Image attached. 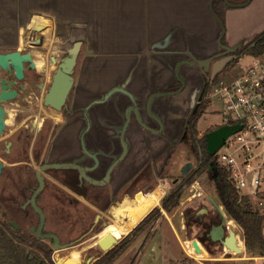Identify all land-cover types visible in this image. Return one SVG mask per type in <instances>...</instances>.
<instances>
[{
    "label": "flooded vegetation",
    "instance_id": "1",
    "mask_svg": "<svg viewBox=\"0 0 264 264\" xmlns=\"http://www.w3.org/2000/svg\"><path fill=\"white\" fill-rule=\"evenodd\" d=\"M63 30H51L50 38L44 36L41 41H35L42 51L48 46L45 40L49 41L53 52L47 56L45 53L36 55L41 59L32 54L33 61L24 62L22 80L30 75L27 85L16 77L12 67L14 75L11 78L3 76L0 89L4 80L10 89L16 91L17 97L21 93L35 94L36 90L44 93L45 97L62 63L72 59L53 47L56 40L68 37ZM77 35L80 36L76 38L88 37V23L84 31ZM222 42H225L224 37ZM83 49L84 43L80 50ZM222 52L223 49L219 48L198 53L191 44L170 50L165 48L162 53L177 55L178 58L168 63L170 75L161 74V79L165 81L162 87L155 88L146 96L144 87L130 85L132 74L129 73L121 81L119 76L112 77L106 83L103 77L96 75L102 67L101 63L93 59L88 61V57L97 55L84 53L80 59L76 58L72 72L74 82L62 109L58 111L44 104L57 115L48 121L50 125L45 124L47 121L39 125L18 121L15 130L7 129L8 132L0 136V161L3 163L0 177L4 183V195L0 198V227L4 239L25 250L39 264H59L60 251L69 254L74 246H83L93 235L98 236L105 223L110 222L114 207L154 189V182L171 180L172 190L181 189L185 177L193 170H196L195 174L204 170L215 181L217 168L211 160L205 137L208 130L202 135L197 130L198 122L208 109L215 81L228 66L212 79L214 63L225 56L216 55ZM236 54L239 55L238 52ZM209 58H212L208 62L209 70L205 71L197 60ZM180 61L193 62V65L184 63L177 76L175 67ZM180 78L184 79L185 86L176 93L183 85ZM191 78L198 83V91L188 99L179 98L187 91ZM156 92L175 93L154 99L151 110L158 118L151 116L147 109L150 96ZM187 101L185 114L182 112L180 115ZM129 106L133 107L130 120L123 128ZM134 107L138 108L147 127L138 121ZM173 110L178 112V116L171 118L169 113ZM204 137L206 147L200 141ZM184 147L197 159V164L191 161L179 164ZM201 157L203 160H200ZM63 163L70 165L42 169L45 164ZM162 189L164 203L169 193L166 188ZM211 197L207 195L206 199L215 213L205 205L195 209L189 207L184 213L187 225L198 226L197 238L210 251L215 246L223 247L219 237L224 228L223 217ZM82 206L86 208L85 213L79 212L74 216L73 208ZM42 214L43 236L39 237L36 231L41 225ZM81 227L82 231L76 233ZM46 235H55L60 246H68L56 249L54 237ZM88 245L83 250L84 254L88 248L91 249ZM91 251L95 261L102 256L99 246Z\"/></svg>",
    "mask_w": 264,
    "mask_h": 264
},
{
    "label": "rangeland",
    "instance_id": "2",
    "mask_svg": "<svg viewBox=\"0 0 264 264\" xmlns=\"http://www.w3.org/2000/svg\"><path fill=\"white\" fill-rule=\"evenodd\" d=\"M76 1H80L81 7L76 11V16L80 15L79 19L82 20L83 18L85 24L88 23L89 35L87 38H76V36L80 35L68 33V37L63 39L62 43L53 46L55 50L59 52L62 50L60 53L64 55L67 53L70 58L80 59L85 55L84 53L97 55V57H88V61L90 59L98 60L102 65L96 75L103 77V80L107 83L110 78L115 76H119V81H121L130 73L132 74V83L130 85L144 87L146 90L145 96L155 88L162 87L165 81L161 79V74L170 75L171 69L168 63L178 58L177 55L162 53L165 48L170 50L191 44L198 53L216 51L220 48L218 38L221 26L210 10L209 0ZM229 1L241 4L247 0ZM20 2V0H0V52L20 50L24 53L30 52L34 54L37 59H41L37 57L39 54L50 55L53 51H51L49 41L45 40L48 45L45 51L35 45V41H41L44 36L48 39V15L50 10L46 8L43 12L41 11V18L39 17L37 20L38 30H41V33L31 32L26 29L24 23L27 17L26 11H29L30 7H27L26 2L21 4ZM23 3L24 6L22 5ZM42 7H45L44 1ZM214 7L221 16L226 29L224 43L234 45L244 40L243 46L238 50L240 58L228 64L218 75L217 80L230 81L235 79L244 68L252 63L253 56L256 57V55L246 53V50L243 49L248 47L253 39L264 31V0H251L247 5L241 7H232L222 0H217L214 2ZM118 24L122 25H120V29L119 26L116 27ZM15 28L19 30L14 34V36L16 35L15 40L14 36L10 40L5 39L4 37L7 34L10 36V33ZM149 32L151 35L150 40H148L149 37L147 36ZM118 33L131 35L136 38L132 40L133 43L131 41L127 42L125 39L119 43L120 39H116ZM138 37L140 38L138 39ZM4 41L7 42L6 45H2ZM83 41L86 43L83 50L75 51L73 49V52L68 48ZM13 42H15L14 45L12 44ZM140 42H144L146 46H143ZM165 42L168 45H156L158 43L164 44ZM82 52L83 55L80 56L79 53L82 54ZM140 52L142 54H139ZM136 54H139V57L134 56ZM259 57L264 58V54L259 55ZM13 75L14 71L11 66L6 70L0 67V79L3 76L11 78ZM29 79L30 75L20 81L27 85ZM198 88L199 85L196 80L191 78L187 91L179 98L185 97L184 99H188L191 94L198 91ZM213 94L214 91H212V95L209 98L207 111H205L198 122L197 131L201 133L200 135L207 130L210 131L216 128L217 124L220 123L221 111L217 110L219 103L214 100ZM141 95L143 94L141 93ZM43 98L44 93L36 90L35 94L21 93L18 97L16 96L7 102H3L6 129L0 136L5 135L7 129L15 130L18 121L34 122L38 125L43 123V121H47L45 124L49 126L48 121H52L51 117L57 115L53 114L51 109L44 105ZM187 103L188 101L184 104L180 115L182 112L185 114L188 107ZM169 114L171 118L178 116L176 110L171 111ZM181 155L179 164L183 162L186 164L190 161L197 164V159L191 156L186 147H184ZM195 171L193 170L185 177L183 186L180 189L181 199L179 205L168 211L166 210L167 208L165 209L164 203H161V199L159 209L162 216L154 218L152 223L138 235L133 245L124 253L125 255L121 259L118 258L115 263L120 259L117 264H142L139 260L144 253H148L146 261L149 258V261L152 262L151 264H187L185 260L188 257L195 260L193 264H254L252 260H249L252 258H248L253 256H250L246 251L243 229L235 220L231 219L224 205L219 200L215 181L210 178L206 171L198 170L196 174ZM154 183V189L149 192L157 188L162 189V187L166 188L168 193L172 191L171 180L168 182L162 180ZM3 187V179L0 177V198L4 195ZM198 193H201V195L197 196ZM207 195L215 198L226 216L229 229H233L236 232L239 238L238 243L244 248L241 254L221 246H215L212 251L206 250L204 254H197L194 251L191 241L197 238L199 229L197 225H187L184 213L189 207L195 209L201 205H205L212 213H215V209L206 199ZM254 207L264 213V208ZM85 210L86 208L83 206L73 208V214L75 216L79 212L85 213ZM82 229V227L78 228L76 233L82 231ZM101 230H103V227ZM104 234L106 233L100 232L96 237L93 235L83 246H74L69 254L67 251H60L59 264L70 263L71 256L82 258L78 264H94L95 260L91 249L98 248L97 239ZM127 234L117 236L123 239ZM87 245H91V249L88 248L85 252L86 254H84L83 250ZM102 255H104V252H102ZM261 264H264V262H261Z\"/></svg>",
    "mask_w": 264,
    "mask_h": 264
},
{
    "label": "built area",
    "instance_id": "3",
    "mask_svg": "<svg viewBox=\"0 0 264 264\" xmlns=\"http://www.w3.org/2000/svg\"><path fill=\"white\" fill-rule=\"evenodd\" d=\"M233 80L213 87L221 125L241 124L216 152L214 164L224 168L235 188L264 208V58L253 56Z\"/></svg>",
    "mask_w": 264,
    "mask_h": 264
},
{
    "label": "water",
    "instance_id": "4",
    "mask_svg": "<svg viewBox=\"0 0 264 264\" xmlns=\"http://www.w3.org/2000/svg\"><path fill=\"white\" fill-rule=\"evenodd\" d=\"M214 1L215 0H210L209 6H210V10H211L212 14L219 21L220 26H221V33L219 35L218 42H219V47L223 49V52L217 54L216 57H219L220 55H225V56L220 58L218 61H216L214 63L213 68H212V79L225 66H227L228 64H230L233 61H236L240 58L239 55H237L236 53L238 52L239 48H241L244 44V40H242V41H240L234 45L224 44L222 42V39L225 36L226 29L224 27V23H223L221 17L218 15V13L215 11V9L213 7ZM223 1L225 3H227L229 6L241 7V6L247 5L251 0H247L241 4H235V3L230 2L229 0H223ZM33 13L34 12L30 13V15L26 21V26H27V29L29 31L38 30V26L36 24L32 23V19L34 16ZM51 26H52V30H54V31L60 29V27L54 21H52ZM212 58L205 59V60L198 59L197 63L200 64L201 66L203 65L204 70L208 71L209 70L208 62H210V60H212ZM25 61H33V57H32V54L30 52L24 53L20 50L0 52V66H2L4 69L9 68L10 66L13 67V69L15 70V75L18 79H22L24 77V62ZM184 63L193 65V62H189V61L178 62L176 64V67H175V72H176L177 76H179L180 68ZM75 64H76V58H72V59L67 60L66 62L62 63L61 68L57 71V73L54 76V80H53V83H52L50 89L48 90V92L46 93V95L44 97V104L46 106L54 107L58 111H60L62 109V106L65 103L66 98H67V96L71 90V87L73 85V82H74L72 72L74 71ZM180 80L183 83V85L178 91H176V93L182 91L184 86H185L184 85L185 84L184 79L180 78ZM125 85H126V83L123 86H125ZM165 94H175V93L156 92L150 96L147 109H148V113L151 116L158 118L157 115L154 112H152L151 105H152V103L156 97H159V96H162ZM15 96H16V91L10 89L9 85L6 84L5 81L3 80L2 87L0 89V134L3 133L4 127L6 125L5 124V118H4L5 110H4L2 103L9 100V99L14 98ZM132 108H133L132 106H129L126 109V114H125L126 122H125L123 128H126V126L129 123L130 112H131ZM134 109H135L136 117H137L138 121L143 126L147 127L146 123H144V121H143L142 115L138 111V108L134 107ZM241 128H242L241 124L221 125V126H218L214 129L208 131L206 133L205 137H206L207 149H208L209 154L211 156H214L216 154V152L224 145L225 140L230 135L234 134L235 132H237ZM69 165H70L69 163L45 164L42 166V169H45V168L51 167V166L65 167V166H69ZM2 171H3V163H2V161H0V175H1ZM41 183H43V182L41 181ZM211 201L214 204L215 208L220 213V215L223 217L222 226H224V228L222 229L220 237H219L220 244L224 248H226L232 252H235L237 254H241L243 252L244 248L239 245L236 232L233 229H229L227 222H226V216H225L224 212L222 211L220 205L216 202V200L213 197H211ZM37 210L40 211V208H37ZM43 223H44V216L42 214L41 225H40L39 229L36 231V234L39 237L43 236L41 234V228H42ZM109 225H110V222L105 223L104 228L108 227ZM101 231H103V230H101ZM46 236L54 237V239H55L54 247L56 249L68 246V244L60 246L57 242L58 238L55 235H46ZM120 239L121 238H116L112 233H107L103 237H99L97 239V243H98V246L105 253V252L109 251L111 248H113L116 244H118ZM191 245L197 254H204V252L206 250H209L208 246H205V247L202 246L201 240L198 238L192 239Z\"/></svg>",
    "mask_w": 264,
    "mask_h": 264
},
{
    "label": "trees",
    "instance_id": "5",
    "mask_svg": "<svg viewBox=\"0 0 264 264\" xmlns=\"http://www.w3.org/2000/svg\"><path fill=\"white\" fill-rule=\"evenodd\" d=\"M243 50H246V53L251 55H263L264 31L255 37L249 46L245 47ZM217 81L218 80H216L215 83ZM200 141L204 144L205 137ZM203 147H206L205 144ZM215 158L216 156H212L211 160L215 161ZM200 160H203V157H201ZM215 166L217 168V177L215 180L217 195L231 219L235 220L243 229L247 253L250 256H264V213L253 206L249 197L242 195L235 188L229 178V173L224 168L219 167V165ZM180 199V189L175 188L168 194L167 198L164 199L165 209L167 208L166 210L171 211L174 207L179 205ZM160 205L156 206L127 236L98 258L94 264H114L115 261L133 245L138 235L152 223L154 218L162 216L159 209ZM1 230L0 227V264H39L38 260L36 258H30V255L26 254L25 250H22L16 244H10L6 241ZM194 262L195 260L190 257L185 260L187 264H193ZM50 264L54 263L51 262Z\"/></svg>",
    "mask_w": 264,
    "mask_h": 264
},
{
    "label": "crops",
    "instance_id": "6",
    "mask_svg": "<svg viewBox=\"0 0 264 264\" xmlns=\"http://www.w3.org/2000/svg\"><path fill=\"white\" fill-rule=\"evenodd\" d=\"M20 4L22 2H26L27 4V7L29 6L30 7V10L29 11H26L27 12V17H26V20H25V25H26V21L30 15V13L34 12V16H33V19H32V23L36 24L38 26V23H37V20L39 19V17L41 18V13L47 9L50 10V13L48 15V27H49V36L48 38H50V31L52 30V26H51V23L52 21L56 22L57 25L61 28H64V32H67L66 36L68 35V33H73V34H79L81 32L84 31L85 27H86V24H85V21L84 19L82 18L79 19L80 15L76 16V11L78 9H80V1H76V0H20ZM43 1H44V4H45V7H42V4H43ZM210 1V0H209ZM24 3L22 4L24 6ZM209 4V3H208ZM214 4V3H213ZM21 5V6H22ZM37 7V8H36ZM40 8V9H39ZM42 11V12H41ZM81 21H84V22H81ZM146 22V21H145ZM150 22V21H149ZM103 23V22H102ZM100 23V24H102ZM115 23V22H114ZM104 24V23H103ZM120 25L121 24H118L116 27L119 26V29H120ZM124 25V24H123ZM122 26V25H121ZM39 28V26H38ZM26 29H27V26H26ZM150 29V28H149ZM18 30V28H15V30L13 29V31L10 33V36L9 34H7L4 38L5 39H11V37L14 36L15 32ZM28 30V29H27ZM19 31V30H18ZM29 31V30H28ZM41 31V30H40ZM39 30H36V31H31V32H40ZM108 32H110L109 30H106ZM119 32V31H118ZM150 32H151V29H150ZM150 32L148 33V37L150 40ZM19 33V32H18ZM41 33V32H40ZM118 36H116V39H120L119 40V43L122 42V40H127L128 41H131L136 38V37H133L131 35H125L123 33H118L117 34ZM15 37L16 35L14 36V40H15ZM140 37H138L139 39ZM3 39V37H2ZM1 39V41H2ZM152 39V38H151ZM57 41V40H56ZM7 42H3L2 45H6ZM56 43V42H55ZM133 43V42H132ZM151 43V42H150ZM13 45L15 44V42L12 43ZM139 44V43H138ZM140 44H143V46H146V44L144 42H140ZM85 46H86V43L84 42V49H85ZM139 54H142V52H140ZM139 54H136L134 56L136 57H139L138 55ZM160 205V203H159ZM263 234H264V229H263ZM177 236V235H176ZM238 238V236H237ZM154 239V238H152ZM239 239V238H238ZM203 246V245H202ZM125 254H123L120 259L124 256ZM148 256V253H144L143 254V257L139 260L142 264H151L152 262L149 261V258L147 259L146 261V258ZM248 258H252V259H249V260H252V262L254 264H261V262H264V256H253V257H248ZM119 259V260H120ZM119 260L117 262H119ZM117 262L115 264H117ZM160 262V261H159Z\"/></svg>",
    "mask_w": 264,
    "mask_h": 264
},
{
    "label": "bare ground",
    "instance_id": "7",
    "mask_svg": "<svg viewBox=\"0 0 264 264\" xmlns=\"http://www.w3.org/2000/svg\"><path fill=\"white\" fill-rule=\"evenodd\" d=\"M63 39L57 40L55 45L62 43ZM83 43L84 41L80 43L78 42V44L72 45L68 48L72 51L73 49L77 51L80 50ZM163 194V189L157 188L152 192L140 194L136 199L127 200L123 204L114 207L112 213L113 216L110 219V225L104 228L101 233H112L116 238H121L117 235H125L129 233L142 220V218L159 205ZM80 261L81 259L79 257L73 256L70 258V263L68 264H78Z\"/></svg>",
    "mask_w": 264,
    "mask_h": 264
}]
</instances>
